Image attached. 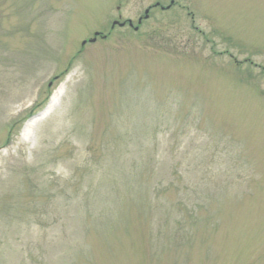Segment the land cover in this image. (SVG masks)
Wrapping results in <instances>:
<instances>
[{
	"label": "rangeland",
	"instance_id": "obj_1",
	"mask_svg": "<svg viewBox=\"0 0 264 264\" xmlns=\"http://www.w3.org/2000/svg\"><path fill=\"white\" fill-rule=\"evenodd\" d=\"M174 2L0 0V264H264V0Z\"/></svg>",
	"mask_w": 264,
	"mask_h": 264
},
{
	"label": "water",
	"instance_id": "obj_2",
	"mask_svg": "<svg viewBox=\"0 0 264 264\" xmlns=\"http://www.w3.org/2000/svg\"><path fill=\"white\" fill-rule=\"evenodd\" d=\"M148 12H149V10L146 11V18H147ZM141 21H142V20L140 19L139 22H141ZM129 23H130V25L132 26V22L129 21ZM116 24H118V22H115V23L113 24V26L116 25ZM124 24H125V23H121V24H119V25H120V26H123ZM98 35H99V33H96V36H98ZM95 40H96V37H95L94 39H92L91 42H94ZM85 43H86V42L84 41L83 44H85Z\"/></svg>",
	"mask_w": 264,
	"mask_h": 264
},
{
	"label": "flooded vegetation",
	"instance_id": "obj_3",
	"mask_svg": "<svg viewBox=\"0 0 264 264\" xmlns=\"http://www.w3.org/2000/svg\"><path fill=\"white\" fill-rule=\"evenodd\" d=\"M158 4H159V3H157V6H159ZM174 4H175L174 0H170V5H169V6L174 5ZM169 6H168V7H169ZM168 7H167L166 9H169ZM162 9H164V8H162Z\"/></svg>",
	"mask_w": 264,
	"mask_h": 264
},
{
	"label": "bare ground",
	"instance_id": "obj_4",
	"mask_svg": "<svg viewBox=\"0 0 264 264\" xmlns=\"http://www.w3.org/2000/svg\"><path fill=\"white\" fill-rule=\"evenodd\" d=\"M42 115H44V114H42ZM42 115H41V116H42Z\"/></svg>",
	"mask_w": 264,
	"mask_h": 264
}]
</instances>
